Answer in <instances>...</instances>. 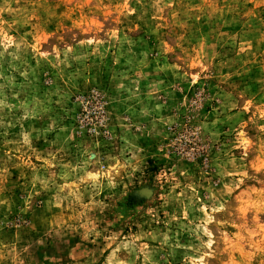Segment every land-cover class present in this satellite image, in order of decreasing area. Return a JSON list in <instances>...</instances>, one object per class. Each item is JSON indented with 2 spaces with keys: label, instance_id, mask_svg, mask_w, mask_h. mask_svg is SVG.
Wrapping results in <instances>:
<instances>
[{
  "label": "rangeland",
  "instance_id": "rangeland-1",
  "mask_svg": "<svg viewBox=\"0 0 264 264\" xmlns=\"http://www.w3.org/2000/svg\"><path fill=\"white\" fill-rule=\"evenodd\" d=\"M0 264H264V0H0Z\"/></svg>",
  "mask_w": 264,
  "mask_h": 264
}]
</instances>
